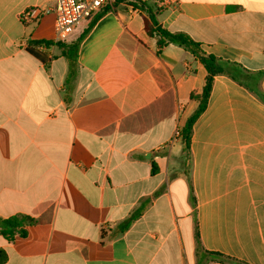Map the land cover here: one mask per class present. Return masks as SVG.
I'll use <instances>...</instances> for the list:
<instances>
[{
	"label": "crops",
	"instance_id": "crops-1",
	"mask_svg": "<svg viewBox=\"0 0 264 264\" xmlns=\"http://www.w3.org/2000/svg\"><path fill=\"white\" fill-rule=\"evenodd\" d=\"M141 1L238 65L241 84L214 77L188 171L175 135L207 72L182 47L159 49L145 10L81 22L70 66L56 45L29 46L54 42L53 14L19 20L54 0H0V219L32 220L0 234L5 264H264V0ZM195 228L221 257L196 253Z\"/></svg>",
	"mask_w": 264,
	"mask_h": 264
},
{
	"label": "trees",
	"instance_id": "trees-1",
	"mask_svg": "<svg viewBox=\"0 0 264 264\" xmlns=\"http://www.w3.org/2000/svg\"><path fill=\"white\" fill-rule=\"evenodd\" d=\"M120 3H126L134 9L145 10L148 15V21L145 23V29L149 36L156 37V44L159 49L163 48L166 45L173 44L179 47H182L189 51L195 59H197L205 68L207 75L205 78V84L202 88V91L198 95H191L192 99H196L198 101V107L195 112L187 119L184 126L179 131L180 142L182 146V156L184 159V165L188 171H190V142H191V134H192V126L196 119L201 115V113L206 109L207 102L209 99L213 79L218 75H225L235 82L240 81L238 78L244 72L238 65L223 62L220 59H217L211 55L205 54L201 49L198 43L194 42L190 37L182 33H171L167 30H164L161 26L158 25V22L155 18L156 12H152V10L146 6L144 2L141 0H117L112 5H107L102 9L101 13L96 16L93 22L103 13L110 11L115 8L116 5ZM91 22V25L93 24ZM81 41V37L74 42L73 44L65 45L64 43H55V42H29V46H44L50 47L52 45H56L59 49H61L62 56L68 61L71 66L75 62L77 50L79 43ZM30 51V50H29ZM46 64V61H44ZM264 76V71L260 72ZM248 88V87H247ZM259 96L261 100L264 101V95L261 92L255 93ZM155 172V167L152 166V173ZM188 187H189V201L191 205H194V197H193V188L190 180L188 179ZM32 220L23 215H15L9 217L7 219H0V234L12 239L15 232L19 234V236H24L25 231L24 227L28 224H31ZM194 238L196 242V253H200L202 248L199 245L198 235L196 228L194 229ZM203 253L213 256H219L217 254H211L203 251ZM221 257V256H219ZM7 261V255L3 250H0V264H5Z\"/></svg>",
	"mask_w": 264,
	"mask_h": 264
},
{
	"label": "built area",
	"instance_id": "built-area-1",
	"mask_svg": "<svg viewBox=\"0 0 264 264\" xmlns=\"http://www.w3.org/2000/svg\"><path fill=\"white\" fill-rule=\"evenodd\" d=\"M117 0H54L52 7L40 9L30 7L19 15L22 24L36 23L43 15L53 14L55 27V43L68 41L77 26L88 21L99 13L105 6L112 5ZM169 3V0H163ZM179 137L178 132L175 135Z\"/></svg>",
	"mask_w": 264,
	"mask_h": 264
}]
</instances>
